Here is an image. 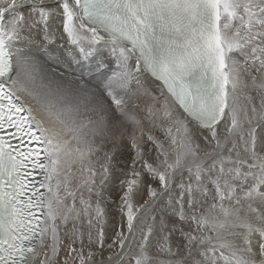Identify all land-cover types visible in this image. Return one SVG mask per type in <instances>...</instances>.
<instances>
[{
	"label": "snow or ice",
	"instance_id": "1",
	"mask_svg": "<svg viewBox=\"0 0 264 264\" xmlns=\"http://www.w3.org/2000/svg\"><path fill=\"white\" fill-rule=\"evenodd\" d=\"M0 264H264V0H0Z\"/></svg>",
	"mask_w": 264,
	"mask_h": 264
}]
</instances>
